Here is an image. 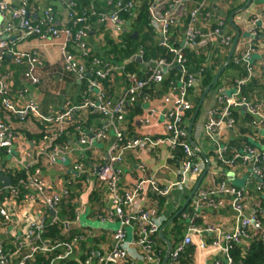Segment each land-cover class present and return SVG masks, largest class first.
<instances>
[{"label": "built area", "instance_id": "1", "mask_svg": "<svg viewBox=\"0 0 264 264\" xmlns=\"http://www.w3.org/2000/svg\"><path fill=\"white\" fill-rule=\"evenodd\" d=\"M101 1L107 9L98 12L95 5ZM140 1L148 3L147 13L150 26L156 34V42L172 54V59L169 62L165 59L144 62L143 53L139 49L131 61H137L141 65L140 74L125 75L126 87L114 103L105 96L101 80L106 79L112 71H120L122 66L109 67L108 64L93 58L90 69L86 70L85 61H79L68 51L69 45H72L75 50L85 54L84 57L89 53L85 43L89 30L88 17L75 13L74 2L67 3L63 23H57L51 8L43 11L39 21H33L29 16L28 0H18L16 8H11L6 0H0V13L8 15V22L5 29L0 32V37L16 32L21 39L60 41L64 70L76 75L79 80L88 82V89L83 94L81 105L66 103L58 112L44 114L35 101L24 99V90L14 92L8 80L9 75L7 78L0 72V113H3V117L0 116V170L4 167L19 169L26 175L18 184L24 190L21 197L17 188L9 185L4 188L0 181V225L11 229L15 246L14 250L0 246V264H27L37 253L48 254L56 250H59V253L49 264L65 261L75 255L80 249L82 237L49 246L43 242L42 236L47 224L61 223L65 228L70 225L80 228V216L84 209L78 203L95 184L105 188L113 209L108 220L117 221L118 229L112 234L113 248L102 255L90 252L84 264L162 263L160 252L165 253L166 246L157 244L154 238L164 221L154 209L147 207L149 195L165 198L172 190L185 185L188 177L199 178L205 168L200 156L188 141L185 118L186 112L192 108L188 91L200 86L201 75L187 73L183 50L199 51L211 41L230 48L233 39L219 28L212 29L208 34H201L195 30L194 25L204 7L203 3L189 11L184 24L181 19L185 12L186 0H91L89 17H94L97 24L108 30L112 42L120 44L123 30L126 28V23L121 20L120 15L127 14L128 17H133ZM256 22V19L250 21L252 25L249 32L250 40L257 35ZM178 27L182 29V34L179 38V47L175 48L170 45L169 31ZM250 40L246 42L245 51L240 57L235 53V56H232L235 63L240 61L247 63L250 60L253 51ZM4 57H10L14 65L24 64L26 67L23 72L24 79L32 85L39 83L37 69L40 66V58L36 51H19L14 47V43L0 41V68ZM171 68L176 69L178 76L164 94L162 107L146 109L145 115L139 119L144 125L143 129L148 132L141 134L136 143L130 139L126 140L123 121L127 115V105L135 103L151 84H160ZM88 72L91 74L89 78L86 77ZM247 81L248 78L236 82V88L231 95H226V89L218 90L217 102L220 108L209 113L203 127L207 139L213 140L223 129L235 127L236 120L231 113L234 109L244 108L253 116L254 127L264 126V101L252 104L240 98V89ZM93 91L95 93L92 94ZM143 99L146 102L150 100L146 97ZM87 114L101 115V127L94 132L91 131V137L86 133L78 137L77 149H72L67 144H59L63 131L75 122L76 117ZM156 122L157 126L162 127L161 133L156 130L149 131ZM30 123L37 126L35 134L40 135L38 140L28 139L24 134L16 132V129L23 133L29 131ZM111 134L114 139L105 155L97 156L93 153V147L109 139ZM139 143L151 146L166 145L171 151L170 159L174 158L177 149L181 150L183 156L178 161L179 180L160 188L153 178L145 177L134 183L131 188H121L120 164L123 153L134 149ZM87 153L91 154V163H88ZM219 158L232 168L237 165H248L250 174L257 179V191L264 189V149L257 150L245 146L239 155L225 159L219 154ZM67 164L70 165V171L77 173L81 178L77 183L80 189L78 191L73 190L76 181L51 182L46 178L45 174L49 170ZM101 164L103 168L98 171L97 168ZM69 191L75 192L77 199L74 201L75 218L67 222L62 221L58 214L61 205L68 198ZM248 196V190L238 189L225 181L210 189L198 188L191 202L192 211L185 216L187 225L183 237L172 247L167 264H178L180 254L189 246H194L195 257L200 254L204 258L214 257L211 264H233L229 254L233 244H240L256 236L264 240V197L248 205ZM220 197H228L229 206L236 215L233 230L225 232L210 224L203 228L198 227L195 221L199 217L201 207L204 204L215 208L223 207L224 201L219 199ZM127 228H131L130 241H127ZM202 233L210 234L211 241L206 243L198 240L194 243L193 238ZM156 247L160 248L158 253L155 251ZM21 250L25 251L20 256ZM16 256L20 257L13 260Z\"/></svg>", "mask_w": 264, "mask_h": 264}, {"label": "crops", "instance_id": "2", "mask_svg": "<svg viewBox=\"0 0 264 264\" xmlns=\"http://www.w3.org/2000/svg\"><path fill=\"white\" fill-rule=\"evenodd\" d=\"M6 1L11 8H16L18 5V0ZM70 1L74 2L77 7L84 6L82 3L84 0H28L29 16L33 21H39L42 17L43 11L46 8H51L54 12L57 23H63L65 12L67 10V3ZM201 3L204 4V7L195 22V30L201 34H208L212 29L219 28L225 35L231 36L234 40L237 29L240 36L234 53L239 55V57L240 54L245 51L244 46L246 42L250 40L249 32L252 27L250 21L252 19L257 20L255 28L257 35L250 40L253 49L250 60L247 63L242 61L235 63L233 61L234 57H231L230 62L219 75L222 80V86L215 89L213 86L211 87L210 91L204 97L201 108L195 119H193L194 112L190 118H186L188 141L193 142L198 151L203 153L209 162L208 172L202 179L198 188L210 189L216 186L219 182L225 181L229 185L238 189L248 190L249 196L247 198V204L249 205L253 201H259L264 197V189L260 192L257 191V179L250 174V167L248 165H237L233 168L229 167L225 162L220 161L219 154L225 159H230L234 155L241 154L246 144L257 150H263L264 126L254 127L252 122L250 125L244 124V116H246V114L252 118L253 116H251L244 108H241L236 115L235 127L232 129H223L213 138V140L207 139L204 136L203 127L209 113L219 110L220 108L217 102L218 90L220 88L226 89V95H231L234 93L233 85L236 82L245 80L246 78H248L249 81L252 79L257 82V86L254 87L252 94L245 89L243 99L252 104L264 101V0H186L185 12L181 19L183 23L186 21L189 11ZM95 7L97 10L101 11L107 9L102 1L97 3ZM233 13L235 14L232 17ZM87 20L89 30L85 43L89 49L88 55H92L102 63L107 64L109 52L108 41H113L111 35L105 27L97 24L96 20H91L90 17H88ZM7 22L8 15L0 13V32L5 29ZM9 37L14 38L5 42L14 43V47L19 51H36L40 58V66L37 69L39 83L37 85H32L24 79L23 73L19 76H14L12 72H7V66L11 69L10 65H14L12 59L7 57L8 62L6 64L4 63L5 66L3 69L0 68V72L6 77L9 75V78H7L12 84L14 92L24 90V99L35 101L39 106L40 111L44 114L56 113L62 109L66 103L74 106H79L83 103V94L88 89V82L85 80H79L76 75L64 70L63 58L60 53V41L52 39L41 41L36 38L21 39L16 32H12ZM230 49L231 47H223L216 41H211L205 48H202L201 51L210 54L216 52L223 60L222 67L229 55ZM234 53L232 56H235ZM73 54L79 61L82 60L84 62L83 58L85 54H82L81 51L74 49ZM165 73H167V71H165ZM168 73H170V70ZM243 73H247L246 78L243 77ZM14 81L21 86L15 87ZM117 82L118 84L115 86L114 95L110 98L114 103L119 99V96L126 87L125 82H122L119 78ZM247 83L249 82L247 81L246 84ZM204 91L205 89L201 91L200 88L197 87L194 91H191L188 94V99L195 108L202 98ZM93 93H95V91H93L92 94ZM165 93L153 99L149 98L150 100L147 102L144 100L139 102L141 113L134 117L133 132L128 134L130 140L136 143V139L141 137V134L148 132L143 129L144 125L141 124L139 119L145 115L146 109L151 107L155 109L161 108L162 99ZM0 116L3 117V113H1ZM29 126L30 130L25 131L24 133L19 129H16L17 134H24L26 138L27 134L31 137L36 136V124L30 123ZM126 128L125 125L124 132H126ZM153 130L161 133L162 127L160 125L157 126L156 122L155 126L149 129V131ZM91 131L94 132L96 129H89L86 132L88 137L92 136ZM67 137V145L72 149H77V138L73 137V135H67ZM113 139L114 137L111 134L106 141L97 143L95 147H93V153H96L97 156L105 155L107 149L111 146ZM170 154L171 151L166 145L151 146L143 143H139L132 150L124 151L122 162L120 164L122 173L119 184L122 188H131L134 183L145 177L153 178L160 188H163L170 183L177 182L179 180V164L174 158L170 159ZM200 158L203 161L202 157ZM87 159L88 163H91L92 157L90 153H87ZM203 163L205 166L204 161ZM103 164H101L100 167H102ZM68 172H70V165H58L54 169L46 172L45 175L51 182H65L67 180L76 181L74 184L75 186L72 185V187L74 186L73 190L77 191L79 189V185H77L79 181V178H77L78 174H69ZM228 172H231L233 176L228 178ZM199 178L188 177L185 185L179 189L172 190L167 197L161 198L164 203L160 208L158 215L161 216L164 224L169 222L163 234L167 240L168 237H170L169 230L172 228L173 219L178 218V221L184 223L186 228L187 220L185 219V216L192 211L191 202L194 196L190 200L187 209L181 213H179V210L185 203L189 194L194 190ZM94 187L96 188V185L88 189L78 204L82 205L84 209V212L81 213L80 217H85L87 222L96 220L99 225L94 229L82 225H80V228L73 225H70L69 227L80 231L82 230L84 234H87L88 232V234L90 233L89 235L93 237L101 238L104 236V239H101V242L99 245H96L97 247L95 248L99 251L96 253L102 255L113 248L112 234L118 229V223L113 219L108 220V216L113 209L103 186L101 187L99 194H97V198L95 197L93 201H90V195ZM155 198L160 197L149 195L146 205L150 209H154L158 212L157 203L154 201ZM219 199L224 201L223 207H209L206 204L201 207L198 213L199 217L197 219V226L203 228L205 225L210 224L219 227L225 232H231L236 223V215L229 206L228 197H220ZM87 229H89V231ZM211 239L212 236L210 234L202 233L199 236H195L193 242L196 243L198 240H203L206 243H209ZM13 241V232L11 229L0 225V246L14 250L15 246ZM240 245L246 249L248 241L245 240L241 242ZM24 251L25 250H21L19 255L21 256ZM81 253L82 248H80L75 255L71 256L74 258L73 260L78 262V264H84V261H81V263L79 261L82 256ZM20 256H16L13 260H17ZM213 259L214 257L204 258L200 254L194 258V264H211Z\"/></svg>", "mask_w": 264, "mask_h": 264}, {"label": "trees", "instance_id": "3", "mask_svg": "<svg viewBox=\"0 0 264 264\" xmlns=\"http://www.w3.org/2000/svg\"><path fill=\"white\" fill-rule=\"evenodd\" d=\"M84 6L77 7L75 6V13L78 16H84L89 17L90 14V5L91 0H84L82 1ZM148 9V3L146 1H140L138 8L136 12L134 13L133 17H128L127 14H121L120 18L126 23V28L123 30L122 37H121V43L117 44L112 42L111 40L108 41L109 45V52H108V66L109 67H115V66H122V69L120 72L112 71L106 79L101 80V84L105 90V96L108 98H111L114 95L115 92V86L118 84V78L125 82L126 84V77L125 75L128 73H136L140 74V67L139 63L137 61L132 60L133 56L137 53V51L140 49L143 53V61L144 62H150L155 61L158 59H165L166 61H170L172 59V54L168 52L166 48L163 46H160L156 42V34L152 27L150 26V19L149 15L147 13ZM98 12H101V10H97ZM91 18V17H90ZM91 20H96L94 17L91 18ZM186 23V21H184ZM134 33H137V38L134 39L132 35ZM170 45L173 47H179V38L182 34V29L180 27L176 29H170ZM68 51L70 53H74V46L69 45ZM184 58L186 60L184 67L188 74H194L199 73L201 75V84L199 86L200 90L206 89L211 81L213 80L215 74L220 69L223 60L218 56L216 52H213L212 54L206 53L205 51H194L190 49H184ZM85 61V67L86 70H89L90 68V62L93 58H95L92 55H88L87 57H84ZM8 62L7 57H4L1 63V68H4V63L6 64ZM10 63V62H9ZM11 69L7 66V72H12L14 76L21 75L25 70V65H10ZM9 68V69H8ZM1 71V69H0ZM7 74V73H6ZM177 71L174 68H171L170 73L165 77V79L160 84H151L147 89L144 90L142 95L138 98V100L133 104H128L126 107L127 115L123 121L124 126L126 125V132H124V135L126 136V140L130 139L128 134L130 132H133L134 129V117L136 115L141 113V109L139 107V102L144 100L143 98H156L161 96L163 93L168 91V88L171 87V83H174L177 79ZM247 73H243V77L246 78ZM86 77H91V74L88 72L86 73ZM222 80L220 77L217 79L215 84L213 85V88H218L222 86ZM249 83H245L241 89H240V98L243 99L244 96V90L247 89L248 92H251L254 89L255 86H257V82L255 80L250 79L248 81ZM15 87L21 86L20 84H17L15 82ZM225 86V85H223ZM234 89L236 88V83L233 85ZM194 91L193 89H190L188 91V94ZM106 98V99H108ZM195 107L192 106V108L186 112L185 118H190L193 115ZM241 109L233 110L232 117L236 120L237 112H239ZM2 113V112H1ZM0 113V114H1ZM244 124L250 125V123L253 121V118L250 117L248 114H246ZM101 118L102 116L99 114H87L83 115L82 117H76L75 122L67 127L62 135L59 138L58 143L61 145H66L68 141L67 135L78 138L82 134L84 135L89 129H99L101 127ZM27 138L31 139L34 138L38 140L40 138V135L36 136H30L27 134ZM246 144V143H244ZM245 146H248L246 144ZM183 153L181 150L177 149L174 152V159L175 161H179L180 158H182ZM5 177L9 179V186L15 187L18 190L19 196L21 197L22 194H24V190L18 186L19 182H21L23 179H25V172L23 170L19 169H6L5 167L0 170V177ZM79 180L81 179L80 177ZM96 188H93V191L91 193L90 201H93V199L99 194L101 190V185L95 184ZM2 186V184H1ZM121 187V185L119 184ZM8 187V186H7ZM5 188V187H4ZM122 188V187H121ZM97 198V197H96ZM77 199V196L75 192L69 191L68 198L66 199V202L61 205V210L58 214V217L63 221H73L75 218V209L76 204H74V201ZM154 201L157 203V208L159 214L160 208L163 206V199L161 198H155ZM93 205V202H92ZM91 205V206H92ZM188 208V206H187ZM186 208V209H187ZM196 225L198 223V220L195 221ZM82 228V227H81ZM89 231V230H88ZM185 232V224L181 221H178V218L173 219L172 221V228L169 230L170 237H168V240L170 241L171 246L173 247L175 243L180 241L183 237V234ZM90 234V233H89ZM87 234H84L82 230H77L72 227L65 228L61 223H58L56 225H49L47 224L46 229L44 231V234L42 236V240L45 244H48L49 246L58 245L60 243H65L71 241L73 238L76 237H82L83 240L80 241V248H82L81 261L83 262L86 257L90 255V252H94L97 254V251L95 248L96 245H99L101 242V239H104V236L101 238L93 237ZM155 242L157 244L165 245L161 238L157 235L156 238H154ZM248 241V246L246 249H244L240 244H233L230 249V257L232 260V263L234 264H264V240H262L259 237H252ZM10 250V249H9ZM156 253L160 251L159 247L155 248ZM59 253V250H56L52 253L44 254V253H37L33 260L29 261L27 264H49L52 260H54L56 254ZM165 253L161 254V259L163 258ZM195 249L194 246H189L185 249L183 253L179 256V262L178 264H194V256ZM95 256V255H94ZM73 257H69L65 261H60L58 264H78L75 260H73ZM82 264V263H81Z\"/></svg>", "mask_w": 264, "mask_h": 264}, {"label": "water", "instance_id": "4", "mask_svg": "<svg viewBox=\"0 0 264 264\" xmlns=\"http://www.w3.org/2000/svg\"><path fill=\"white\" fill-rule=\"evenodd\" d=\"M234 14H235V13L232 14V17H233ZM232 17H231V18H232ZM137 36H138L137 33H134V34L132 35V37H133L134 39H136ZM239 36H240V33H239V31L236 29V36H235V39L233 40V43H232L231 49H230V51H229V55H228V57H227V59H226L224 65L221 67V69H220V70L218 71V73L215 75V77L213 78V80L211 81V83L209 84V86L205 89L202 98L200 99V101H199L198 104L196 105V108H195V111H194V117H193V119H195L196 115L198 114V112H199V110H200V108H201V105H202V103H203L204 97H205L206 94L210 91L211 87L215 84V82H216V80L218 79L219 75L223 72V70L225 69V67L227 66V64L230 62L231 57H232V55H233V53H234V50H235L236 44H237V42H238V38H239ZM13 38H14V37H9L8 34H4L2 37H0V41H8V40H10V39L12 40ZM180 46H182V43H181ZM165 71H166V70H164V72H165ZM190 143H191V146H192V148L194 149V151H195L198 155H200V157H202L203 161L205 162V168H204V170H203V172H202V174H201V176H200V178H199V180H198V183L196 184L194 190L189 194V196L187 197L185 203H184V204L182 205V207L180 208L179 213H181L182 211H184V210L187 208V206L189 205L190 200H191L192 197L194 196V194H195L196 190L198 189V187H199V185H200L202 179L205 177V175L207 174L208 169H209V162H208V160L206 159L205 155H204L203 153H201L200 151H198L196 145H195L193 142L190 141ZM102 168H103V166L97 168V170L99 171V170H101ZM68 173H69V174H70V173H71V174H75V173L72 172V171H70V172H68ZM230 176H233V174H232L231 172H228V173H227V177L230 178ZM0 181H1V184H2L3 187H7V186L9 185V182H10L8 178H5V177H3V176L0 177ZM179 213H178V214H179ZM52 214H53V213H52ZM52 214H51V215H52ZM168 224H169V222L166 223V224H164V225L161 227V229L159 230V232H158L159 237H160L161 240L165 243V246H166V252H165V254H164V256H163V259H162V263H161V264H167V262H168V258H169V254H170V252H171V250H172V246H171L170 242H169V241L164 237V235H163V234H164V230L166 229V227L168 226ZM233 264H234V263H233Z\"/></svg>", "mask_w": 264, "mask_h": 264}, {"label": "rangeland", "instance_id": "5", "mask_svg": "<svg viewBox=\"0 0 264 264\" xmlns=\"http://www.w3.org/2000/svg\"><path fill=\"white\" fill-rule=\"evenodd\" d=\"M237 186V185H236ZM78 191V190H77ZM61 209V208H60ZM54 214V213H53ZM91 220V219H90ZM80 225L82 226H88L90 227V229H94L95 227H97L99 224L96 220H93V221H88L87 222V219L84 217H80ZM85 228V227H84ZM89 230V229H87ZM127 241H130L131 240V228H127Z\"/></svg>", "mask_w": 264, "mask_h": 264}, {"label": "bare ground", "instance_id": "6", "mask_svg": "<svg viewBox=\"0 0 264 264\" xmlns=\"http://www.w3.org/2000/svg\"><path fill=\"white\" fill-rule=\"evenodd\" d=\"M90 68V67H89Z\"/></svg>", "mask_w": 264, "mask_h": 264}]
</instances>
